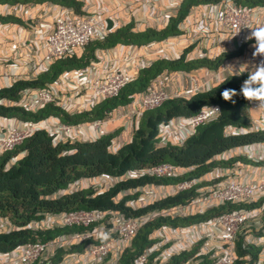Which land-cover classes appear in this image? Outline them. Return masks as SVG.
Segmentation results:
<instances>
[{
  "label": "built area",
  "instance_id": "obj_1",
  "mask_svg": "<svg viewBox=\"0 0 264 264\" xmlns=\"http://www.w3.org/2000/svg\"><path fill=\"white\" fill-rule=\"evenodd\" d=\"M77 1L81 2V0ZM44 4L45 6L43 7L46 8L41 9V15H45L49 11L54 12L52 31L44 35L39 33L35 38L21 40V47L26 50L27 56L31 55L33 57L34 54H37V58L27 57V62L22 64L18 76L11 78L10 85L5 88L11 87L18 81H27L39 73L46 72L51 65L58 61L82 56L91 41H100L111 33L106 23V16L89 4L84 7L81 5L78 13L71 8L61 7L56 4ZM181 4L182 2L180 1L173 10V17H166L164 21H161L158 17L154 20L157 31L168 26L169 21L175 18ZM0 7L1 16H14L16 18H21L38 8L37 4L22 5L17 8H12L8 5ZM198 11H205L206 19H210L219 31L217 40L220 50L217 51L214 57H220L233 50L229 48V44L226 41L229 36L236 41L237 48L244 49V57L237 60L241 66V71H244L247 65L259 62L260 59L264 58V54H262L253 61L255 48L252 45L255 44V40L254 38L252 40L246 39L251 35L248 29L251 26H253V29L257 27L260 15L264 14V9L260 7L247 8L233 0H220L216 4L193 7L184 22L178 26L180 35L145 46L118 44L105 51H98L95 54L96 61L90 62L85 68L66 72L60 75L53 83L43 88H26L21 92L20 99L17 102L0 99V106H19L27 112L35 114L46 106L53 104L69 115H78L83 112H90L96 105L104 101L117 98L121 90L136 79L140 70L150 67L156 60H170L167 58V51L173 46V40H176L174 45L180 44L182 46L184 52L180 56L193 48L195 54L192 58L188 57V60L203 59L205 58V53L203 52L204 48L201 39L206 37L205 34H190V30L188 31L193 17L191 14ZM158 12L154 8L153 14L157 15ZM126 25H129V22L124 23V26ZM119 51L123 52L124 58L122 61L124 66L131 63L134 64L135 71L133 73L127 72L125 68H116L117 65L114 66L113 61L118 56ZM152 58L156 60H152L150 63L149 60ZM16 61L21 62L22 59H16ZM208 72V77L201 85L190 87L189 89L185 87L183 90L173 93L165 90V83L168 82L167 74H165L154 83L150 90L129 96L127 105L108 113L105 119L93 120L81 125L65 124L58 118L50 117L38 123L0 119V158L2 155L13 151L39 131L47 132L54 138V144L59 145L93 142L119 129V131L122 130L120 136L114 140L110 148L111 152H115L125 144L130 143L133 132L138 129L140 120L145 112L158 108L169 99L188 98V96L199 92L201 89L211 88L213 80L219 76L226 78L233 75L230 64L226 63L224 67L217 71ZM245 74L247 72L243 75ZM188 86L190 85L188 84ZM5 88L0 85V91ZM258 104L252 103L251 107L256 106L264 111V106H258ZM216 109L219 108L217 106L208 107L190 118L176 119L182 120V122L174 129H171V126L172 122L176 120L162 125L159 137L163 143L182 145L186 139L197 133L201 125L211 123L217 119L219 111ZM117 122L119 124L118 128L110 131V126ZM233 132L237 135L246 134L243 129H235ZM181 135L184 136L183 142L178 139ZM237 156L264 161V145L256 153L250 152L248 146L233 149L222 159ZM21 157L23 155L18 156L17 159ZM16 160L13 159L12 163ZM189 172L190 169L188 168L161 164L125 174L120 179L113 180L107 176H102L80 180L71 184L66 190L59 191L55 197L88 189L103 191L117 182L129 181L134 178L138 179L141 176L158 179L177 178ZM217 175H220L222 179L219 183H215L217 179L199 178L184 180L172 187L173 192L170 196L193 189L198 193L197 198L189 205H178L169 209L156 210L136 218L125 219L123 215L117 212L71 211L58 214L46 213L43 218L30 222L25 228L37 231L80 227L83 231L71 232L46 243L26 244L9 253L0 254V264H32L40 259L51 264L50 260L55 256L56 251L63 247L80 246L86 240H91L94 243L86 244L80 253L64 254L60 264H105L107 261L111 264H117L121 253L129 246L132 238L144 226L158 218L168 217L175 219L177 217L202 215L209 209L217 208L224 204L253 203L264 197V179H259L255 183L242 184L228 168L219 169ZM204 180L213 182V185L201 186ZM149 187L129 190L120 194V198L142 193ZM166 197L159 195L152 203ZM263 217V207L249 212L239 211L213 218L204 224L191 225L182 229L174 230L161 227L154 233V237L160 239V245H167L171 243L173 238L172 236L167 237L166 233L175 232L179 235V239L192 240L194 244L203 242L200 254L207 255L211 252V264H235L239 260L235 254V242L238 231L247 224L252 225L254 228L261 227ZM206 227L208 231H206ZM15 229L16 227L7 220L0 219V233H10ZM216 232L219 233V240L215 238L214 234ZM248 233H246L247 243L256 244L254 240L251 241ZM149 255V252L141 254L133 264H145ZM248 259L246 258L245 260ZM252 264H264V250L258 254L257 259Z\"/></svg>",
  "mask_w": 264,
  "mask_h": 264
},
{
  "label": "trees",
  "instance_id": "obj_2",
  "mask_svg": "<svg viewBox=\"0 0 264 264\" xmlns=\"http://www.w3.org/2000/svg\"><path fill=\"white\" fill-rule=\"evenodd\" d=\"M17 2L18 0H13ZM28 3H52L61 7L71 8L79 12L81 3L77 0H21ZM220 0H184L175 18L161 30L149 29L141 34L132 31V26L123 27L109 33L102 40L91 41L82 56L58 61L44 73H39L27 81H18L9 88L0 91V99L17 102L21 92L26 88H43L53 83L60 75L73 70L85 68L90 62L96 61L95 54L105 51L118 44L145 46L153 42H162L180 35L178 26L184 22L192 8L198 5L216 4ZM247 8L264 9V0H233ZM9 0H0L7 4ZM6 3V4H5ZM1 6V5H0ZM0 15V21L13 19ZM3 19V20H2ZM19 19V18H17ZM187 50L177 60L158 59L150 67L138 72L136 79L121 90L119 96L104 101L90 112L69 115L53 104L33 114L19 106H0V119L18 120L27 123H38L47 118H58L70 125H81L93 120H103L107 114L128 104V97L146 92L163 75L171 78V74H190L200 69L217 71L224 67L231 54H224L213 59L187 61ZM247 74L239 77L228 76L215 87L201 89L189 98L169 99L158 108L145 112L140 120L139 128L133 133L130 143L122 146L116 153L110 151L116 135L107 136L93 142H76L75 144H54V138L47 132H36L31 138L17 146L0 158V219L7 220L16 227L10 233H0V254H6L30 243H46L71 232L83 231L80 227L60 228L54 230H28L25 227L32 221L40 220L46 213L58 214L71 211L117 212L127 218H136L156 210L174 206H186L193 202L198 193L193 189L156 201L152 204L134 209L129 202L136 200L133 196L120 198V194L129 190L146 186H172L183 180L204 178L215 168L232 166L235 162L250 163L245 158L236 157L231 160H217V157L233 149L249 145H264V128L254 131L250 118L252 103L242 96L225 101L221 92L225 88L239 89ZM218 106L219 115L211 123L201 125L197 133L188 138L183 145L163 143L159 137L162 125L176 120L187 119L204 108ZM243 129L245 135L229 134L230 130ZM23 157L18 158V156ZM16 160L14 163L12 161ZM12 163V164H10ZM172 164L183 168H193L192 172L181 178H154L141 176L129 181L117 182L113 187L100 193L93 189L74 191L73 193L55 197L59 191L66 190L71 184L80 180L108 176L120 179L125 174L137 172L152 166ZM213 185L204 180L203 185ZM199 186V187H201ZM264 206V197L253 203L241 202L224 204L208 210L204 215L186 218H158L144 226L130 241L129 246L121 253L118 264H133L138 256L149 252L145 264H211L210 255L200 254L202 243L195 244L191 249L173 254L162 263L161 249L158 248L159 238L154 233L161 227L182 229L213 218L239 211H251ZM256 234L254 228L243 227L236 235L235 264H251L258 257L259 248L256 244H248L246 233ZM261 234V232H259ZM88 243L80 246L63 247L56 251L50 260L51 264H60L66 253H80ZM199 254V255H198ZM249 258L248 260H245ZM240 259H242L240 261ZM191 260V261H190ZM32 264H48L40 259Z\"/></svg>",
  "mask_w": 264,
  "mask_h": 264
},
{
  "label": "crops",
  "instance_id": "obj_3",
  "mask_svg": "<svg viewBox=\"0 0 264 264\" xmlns=\"http://www.w3.org/2000/svg\"><path fill=\"white\" fill-rule=\"evenodd\" d=\"M180 1L183 2V0H81V2H79L82 7L89 4L91 7L101 12L102 15L104 14L106 16L105 18L108 29L111 33L130 25L132 26V31L134 33L141 34L149 29L157 30L154 21L157 17L161 21H164L166 17H173V10ZM23 3L24 2L21 0H18L17 2L9 0L7 4H10L8 6H11L12 8H17L25 5ZM31 4L32 3H28V5ZM35 4L38 6L36 10H32L29 14L24 15L19 19L14 17L13 19H8L7 21H0V85L4 88L10 85L11 78L18 76L22 64L27 62L26 58L32 57L31 55L27 56L26 50L21 47V40L25 38H35L39 33L44 35L52 31L54 12L49 11L45 15H41V9L46 8L43 7L45 4ZM0 5L2 6L3 4ZM154 8L159 11L157 15L153 14ZM191 15L193 17L188 31L190 30V34H205L206 37L201 39L205 58H215L214 56H216L217 51L220 50L217 40L219 31L210 19H206L205 11H198ZM127 22H129V25L124 26V23ZM257 28H264V14L260 15L259 24L254 29ZM254 29L253 26H251L248 29V32H250L249 34H251ZM175 41L176 40H173V46H171V48L167 51V58L170 60H176L177 57L184 52L180 44L174 45ZM226 41L229 44V48L233 49L231 52L226 53L232 55L228 57L226 64H230L232 71H238L241 66L237 60L238 58L244 57V49L237 48V43L232 37L228 36ZM194 54L195 51L192 48V50L187 53V61H189L188 57L192 58ZM123 56V52L119 51L118 56L113 61L114 66L117 65L116 68H125L127 72L133 73L135 71L134 64L131 63L124 66L122 61L124 58ZM32 58H37V54H34ZM155 58L150 59L149 62L151 63L152 60H156ZM16 59H22V61H16ZM114 66H112V68H114ZM208 75L209 72L206 69H200L196 72L194 71L190 74L184 73L182 75L173 73L171 74V78L168 77V82L165 83V90L173 93L175 91L178 92L183 90L185 87L189 89L190 87L201 85L204 83V80H206ZM224 79V76L215 78L212 82V87L217 86ZM188 84L190 86H188ZM189 97L190 96H188V98ZM250 118L252 123H254L256 130H262L264 128V111L258 109L256 106L251 107ZM180 122H182V120L173 121L171 129H174ZM118 125V122L112 124L110 126V131L117 129ZM183 137V135L179 136V141L183 142ZM260 148L261 146L249 147L250 152L253 153H256V151ZM223 157H225V155L221 156V158ZM223 168L230 169L233 172V175L242 184H249L251 182L255 183L259 179H264V161L261 160L257 162L251 161L250 163H247V161L235 162L232 166L215 168L212 172L206 174L204 178L213 180L217 179L215 180V183L221 182L222 179L220 178V175H217V172L219 169ZM172 192V187H149L144 192L138 193L137 199L129 202V205H131L134 209H139L143 206L151 204L155 198L159 197V195L166 197L170 196ZM263 218L261 227L254 228L250 224L246 225V227L251 226L254 228L256 234L252 235L251 232L248 234L250 235L251 241H255L260 253L264 250ZM206 231H208L207 227ZM259 232H261V234ZM214 235L215 238L219 240V233L216 232ZM166 236H172L173 239H171V243L166 248L161 250L160 261L162 263L167 262L173 254L189 250L195 245L192 240L179 239V235L175 232L166 233Z\"/></svg>",
  "mask_w": 264,
  "mask_h": 264
},
{
  "label": "clouds",
  "instance_id": "obj_4",
  "mask_svg": "<svg viewBox=\"0 0 264 264\" xmlns=\"http://www.w3.org/2000/svg\"><path fill=\"white\" fill-rule=\"evenodd\" d=\"M257 8V7H256ZM254 38L255 40V44L252 45L254 48H255V51L253 52V61H255V58L257 56H261L262 54H264V28H257V29H254L251 33L250 36H248L246 39L247 40H252ZM206 59V58H205ZM200 60V59H198ZM247 65V64H245ZM245 72H247V78L243 80L242 84L240 85L239 89H233V88H225L222 92H221V97L223 100L225 101H232L233 103H235V101L233 100V97L235 96H242L243 98H245L246 100L248 101H256V102H259L258 106H264V58L260 59L259 62H253L251 63V65H247V68H245L244 71H241V68L238 70V71H233V75L232 76H235V77H239L241 75H243ZM44 73V72H43ZM136 95V94H135ZM218 107V106H217ZM219 111V109H216ZM253 126H254V131L257 132V131H261V130H256V127L253 123ZM139 128V127H138ZM161 129V127H160ZM160 129H159V132H160ZM138 130V129H137ZM135 130V131H137ZM263 130V129H262ZM122 131V130H121ZM119 129L116 130L115 132L111 133L110 135H107V136H114L116 135V139L118 136H120V132ZM134 131V132H135ZM246 131V130H245ZM133 132V133H134ZM230 135L231 134H234L233 130H230L228 132ZM246 134H247V131H246ZM242 135H245V134H242ZM105 136V137H107ZM133 136V135H132ZM104 138V137H102ZM101 139V138H100ZM187 140V139H186ZM185 140V141H186ZM184 141V142H185ZM183 142V143H184ZM172 144V143H171ZM127 145V144H125ZM124 145V146H125ZM174 145V144H173ZM183 145V144H182ZM253 146H263V145H249L248 147H253ZM245 147V146H243ZM241 148V147H239ZM118 151V150H117ZM117 151L113 152V153H116ZM231 151V150H230ZM228 151V152H230ZM228 152H225L224 154L222 155H227ZM218 156L217 157V160H231L232 158H228V159H222L221 156ZM237 157H241V156H237ZM236 158V157H234ZM242 158H245V157H242ZM247 159V158H245ZM249 161H253V162H257L256 160H252V159H247ZM166 164V163H165ZM172 165V164H171ZM153 167V166H152ZM180 167V166H179ZM183 168V167H182ZM190 169V172H192L193 168H188ZM188 173V174H189ZM187 175V174H186ZM185 176V175H184ZM108 177V176H107ZM183 177V176H182ZM110 178V177H109ZM169 178V177H167ZM172 178H175V177H172ZM177 178H181V177H177ZM112 179V178H111ZM158 179V178H157ZM196 179H199V178H196ZM114 180V179H113ZM184 181V180H183ZM121 182V181H120ZM181 182V181H180ZM178 183V182H177ZM177 183H175L174 185H176ZM116 184V183H115ZM114 184V185H115ZM113 185V186H114ZM174 185L172 186H163V187H174ZM111 186V187H113ZM110 187V188H111ZM150 187H153V186H150ZM156 187V186H154ZM159 187H162V186H159ZM109 189V188H108ZM106 189V190H108ZM94 190V189H93ZM106 190H103V191H95L96 193H100V192H104ZM184 193V192H183ZM177 195V194H176ZM133 196V195H132ZM175 196V195H173ZM168 197H172V196H168ZM167 198V197H166ZM262 199V198H261ZM258 201V200H257ZM149 205V204H148ZM182 206V205H181ZM187 206V205H186ZM264 208V206H262ZM172 208V207H171ZM261 208V207H260ZM169 209V208H168ZM213 209V208H212ZM258 209V208H257ZM210 210V209H209ZM252 211V210H251ZM249 212V211H247ZM204 215V214H202ZM191 217V216H189ZM177 218H186V217H177ZM207 223V222H206ZM202 224V223H200ZM204 224V223H203ZM196 225V224H195ZM187 227V226H186ZM168 228V227H167ZM185 228V227H184ZM170 229H173V228H170ZM174 230H177V229H174ZM203 243V242H201ZM199 244V243H197ZM169 244H165V245H160L158 244V248H160L161 250H163V248H166ZM201 251H202V245H201ZM200 251V252H201ZM260 253V251H259ZM212 254V253H211ZM211 254H207V255H210ZM199 255V254H198ZM161 258V257H160ZM120 260V259H119ZM118 260V262H119ZM191 261V260H190ZM117 262V264H118ZM105 264H111L110 262H105ZM252 264V263H251Z\"/></svg>",
  "mask_w": 264,
  "mask_h": 264
},
{
  "label": "rangeland",
  "instance_id": "obj_5",
  "mask_svg": "<svg viewBox=\"0 0 264 264\" xmlns=\"http://www.w3.org/2000/svg\"><path fill=\"white\" fill-rule=\"evenodd\" d=\"M170 244V243H169Z\"/></svg>",
  "mask_w": 264,
  "mask_h": 264
}]
</instances>
